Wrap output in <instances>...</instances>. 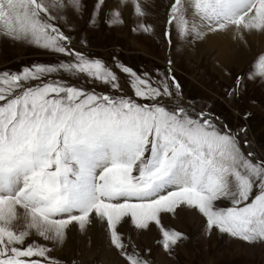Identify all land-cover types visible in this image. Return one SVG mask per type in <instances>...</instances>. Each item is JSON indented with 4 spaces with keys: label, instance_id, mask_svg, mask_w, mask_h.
<instances>
[{
    "label": "snow or ice",
    "instance_id": "snow-or-ice-1",
    "mask_svg": "<svg viewBox=\"0 0 264 264\" xmlns=\"http://www.w3.org/2000/svg\"><path fill=\"white\" fill-rule=\"evenodd\" d=\"M69 8L81 12L80 0H0V36L70 58L0 73V264H58L51 248L26 243L29 236L62 243L70 225L93 224L126 264H149L120 232L125 218L141 231L155 224L170 251L184 237L163 227L162 214L181 208L201 214L209 230L264 243V161L251 159L205 113L168 107L167 77L153 80L117 63L130 78L132 95L123 94L116 72L69 46L58 26L65 17L54 15ZM121 22L116 11L109 23ZM167 26L169 43L173 26L181 36L233 33L245 41L264 35V0H172ZM258 66L264 78V56Z\"/></svg>",
    "mask_w": 264,
    "mask_h": 264
},
{
    "label": "rangeland",
    "instance_id": "rangeland-1",
    "mask_svg": "<svg viewBox=\"0 0 264 264\" xmlns=\"http://www.w3.org/2000/svg\"><path fill=\"white\" fill-rule=\"evenodd\" d=\"M119 1H122H116L119 7L113 9L104 0L98 12L94 11L98 7L97 0H80L82 11L79 13L71 8L54 10V15L65 17L59 20L58 26L70 37L71 48L86 57L100 59L116 72L126 95H132L128 84L130 78L116 67L117 63L138 75L147 74L153 80L167 77L173 93L172 97L165 98L168 107L179 105L194 114L205 113L219 128L236 135L242 151L253 154L251 159L264 161V94L263 98L255 96V88L264 86V78L256 75L261 71L258 59L264 56V47L243 54L238 52L230 62L222 61L216 58L218 53L214 49L205 54L198 53L201 45L207 42L205 37L196 39L194 35H178L173 26L170 43L166 40L172 0H138L145 13L142 17L135 15L131 0H128L129 8L128 2ZM115 10L120 13L122 22L110 24ZM92 19L94 22L90 23ZM141 24L150 26L151 30H142ZM187 46L190 52L186 50ZM67 59L70 58L0 36V73H18L24 67ZM172 77L179 84L178 90L173 86ZM57 78L68 79L67 76ZM237 78H240L239 87ZM71 82L77 83L76 80ZM80 83L89 90L93 87L97 92L107 90L102 84ZM218 203L220 207L230 206L228 201ZM177 210H181L179 218L172 213L162 214L163 227L178 231L184 237L170 251L163 249L162 234L155 224L141 231L125 218L126 222L119 230L126 243L134 245L149 264H264V253L261 252L264 243L248 244L218 229L209 230L205 218L197 211ZM78 232L77 229H68L63 242L55 244L44 241L33 232L26 243L36 241L51 248L48 255L58 264H87L89 258L91 264H126L110 244L106 230L83 236ZM214 240L219 244L217 249L213 248Z\"/></svg>",
    "mask_w": 264,
    "mask_h": 264
},
{
    "label": "bare ground",
    "instance_id": "bare-ground-1",
    "mask_svg": "<svg viewBox=\"0 0 264 264\" xmlns=\"http://www.w3.org/2000/svg\"><path fill=\"white\" fill-rule=\"evenodd\" d=\"M116 1L122 2V1H119V0H107V2H108L107 4H108V6L110 8L115 9L116 7H119V5H118V3ZM161 2H162V0H161ZM127 5H129L128 6V8H129L131 6L130 2H128ZM161 5H162V3H161ZM126 10H128V9H126ZM127 19H128V17H127ZM233 35H234L233 33H212V34L206 35L205 36V40L207 42L204 43L203 45H201L200 51L198 53H204L205 54L208 51L212 52L211 49H214V52L217 51V53H218L216 55L217 59H220L222 61L223 60H225V61L229 60V62H230L231 58L232 57H236L235 54L238 53V52L243 54V53H246L248 50L252 51L253 49H256V48L258 49V48H263L264 47V35H260V34H257V33L248 34V35L245 36V41H239L237 39H234ZM186 50L190 52L189 46L186 47ZM240 56H241V54H240ZM229 62H226V65H228ZM219 63H224V62H219ZM238 69H240V68H238ZM263 89H264L263 85H260L259 88H255V96H257L259 98H263V94H264ZM180 212H181V210H179V211L177 210V212L174 214V216L179 218L178 216L180 215ZM170 220L173 221V219H170ZM175 220H177V219H175ZM68 229H69V231L77 229L79 231L78 234L80 236H83L84 234L92 233L94 231L95 232L98 231L99 233H102V230L103 231L105 230L99 224H93V225L87 227L83 231L80 230L78 228V226H76V225H70ZM199 233H200V231H199ZM218 246H219V244H217L216 241H215L213 248L217 249ZM262 248H263V250L261 252L264 253V246ZM263 257H264V254H263ZM89 260H91V259L89 258ZM89 260L87 261L88 262L87 264H91L90 263L91 261H89Z\"/></svg>",
    "mask_w": 264,
    "mask_h": 264
}]
</instances>
